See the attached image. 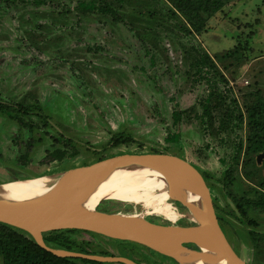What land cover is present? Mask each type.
<instances>
[{
	"label": "rangeland",
	"instance_id": "374dc122",
	"mask_svg": "<svg viewBox=\"0 0 264 264\" xmlns=\"http://www.w3.org/2000/svg\"><path fill=\"white\" fill-rule=\"evenodd\" d=\"M90 1L97 10L77 7ZM186 28L163 0H0V105L26 123L0 112V184L119 155H173L203 181L228 250L264 264V213L243 204L264 194V161L246 153V110L264 102V0L226 1L199 34ZM67 140L75 156L42 163ZM91 210L129 213L106 200ZM40 237L50 249L169 264L164 251L94 232L58 228Z\"/></svg>",
	"mask_w": 264,
	"mask_h": 264
},
{
	"label": "water",
	"instance_id": "95a60500",
	"mask_svg": "<svg viewBox=\"0 0 264 264\" xmlns=\"http://www.w3.org/2000/svg\"><path fill=\"white\" fill-rule=\"evenodd\" d=\"M255 160L257 165H260L264 160V152L257 154ZM161 174H173L186 181L187 184L185 186L177 188L180 191L191 193L195 206V227L200 232L202 241L186 240L187 228L170 229L165 225H154L144 218L141 220V224L179 234L181 236L179 244L183 250H186L187 247L185 248L181 244L193 245L195 248L191 249L195 251L200 249L205 251L206 254L193 264H200L211 258L215 259V264H244L222 242L216 227L213 210L200 176L183 159L173 155L158 153L119 155L49 175L2 183L0 184V223L26 232L40 248L54 255L86 259L99 263L134 264L121 257H99L47 248L43 244L40 234L35 233L31 229V225L44 222L41 214L66 185L77 190L106 183L146 180ZM177 200L181 201L180 199ZM79 217L91 218L92 221L88 226L75 224L55 226L48 230L71 228L100 234L99 228L94 224V221L106 218L113 221L117 227L123 229L127 238L121 240H130L151 249L148 241L137 240L132 237V228L112 213L98 214L93 210L90 217L86 214H79ZM50 220L61 222L58 218H50Z\"/></svg>",
	"mask_w": 264,
	"mask_h": 264
},
{
	"label": "bare ground",
	"instance_id": "6f19581e",
	"mask_svg": "<svg viewBox=\"0 0 264 264\" xmlns=\"http://www.w3.org/2000/svg\"><path fill=\"white\" fill-rule=\"evenodd\" d=\"M161 177H168L172 181L175 192L164 183ZM186 184L184 179L176 175L161 174L146 180L106 183L77 190L66 185L41 214L44 222L32 224L31 229L39 234L55 226L75 224L88 226L92 219L80 218L79 214L90 217L93 213L91 210L93 205L102 200L119 202L128 208L129 213L115 210L112 214L121 218L132 228V237L148 241L150 248L159 254L164 251L165 256L175 261L174 264H193L206 254L205 251L201 249L195 251L181 244L186 248L183 250L179 244L181 239L179 234L141 224V220L148 217L172 229L178 228L175 226L177 221H183L189 224L186 240L201 242V234L195 227V206L191 193L177 188ZM50 218H58L61 222H54ZM94 224L98 226L99 233L108 238H127L123 229L117 227L110 219L100 218L95 220ZM215 262V259L211 258L200 264H215Z\"/></svg>",
	"mask_w": 264,
	"mask_h": 264
},
{
	"label": "trees",
	"instance_id": "16d2710c",
	"mask_svg": "<svg viewBox=\"0 0 264 264\" xmlns=\"http://www.w3.org/2000/svg\"><path fill=\"white\" fill-rule=\"evenodd\" d=\"M163 1L170 7V11L173 16L179 15L183 18L186 27L189 29L188 30L186 28V32L188 34H199L205 25L206 19L221 11L224 3L230 0ZM77 5V7L83 11H94L98 8L93 1H90L88 3L78 2ZM99 10L101 11V9ZM104 11H108L112 14V16H114V13L109 8H104ZM206 59L210 60L209 56H207ZM0 112L5 113L11 120L16 121L19 125L24 126L26 124L19 116L11 115V110L7 109V107L0 105ZM17 112L27 113V110H25V108L18 107ZM246 116V125L248 131V135L246 138V153L257 155L261 152H264V102L259 99L253 106L246 110ZM172 119L174 124H178V122L180 121V114L174 112L172 115ZM238 119L239 121H242V115H239ZM177 138L178 135L175 134L172 137H168L166 141H175ZM113 140L114 144L119 143L118 137L114 138ZM54 141L55 143L59 144L57 140ZM122 142L127 141L122 140ZM70 145V141L67 140L62 143V146L60 148H57L52 152H46L45 160L42 163L49 164L50 162L55 161L61 163L63 160L71 159L73 156H75V152L68 153ZM31 147L32 144L28 142L26 146L28 152H30ZM23 156L24 157L21 156L22 159L26 157V154H24ZM259 187H263L264 189V184H260ZM243 204L248 209L264 213V194H262L256 201H246L243 202ZM239 211L244 214L241 208L239 209ZM58 249H60V247ZM79 252H82V254H87L82 250H80ZM0 256L2 257L3 264H106L86 259L54 255L40 248L27 233L3 223H0ZM160 257L164 262L174 264V261L171 258H167L164 256Z\"/></svg>",
	"mask_w": 264,
	"mask_h": 264
},
{
	"label": "flooded vegetation",
	"instance_id": "af4514ba",
	"mask_svg": "<svg viewBox=\"0 0 264 264\" xmlns=\"http://www.w3.org/2000/svg\"><path fill=\"white\" fill-rule=\"evenodd\" d=\"M263 161H264V160H263ZM263 161H262V162H263ZM262 162H261V164H262Z\"/></svg>",
	"mask_w": 264,
	"mask_h": 264
}]
</instances>
